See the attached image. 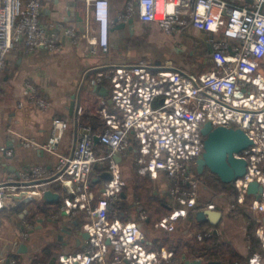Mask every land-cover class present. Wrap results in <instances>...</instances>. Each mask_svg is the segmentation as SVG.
I'll return each mask as SVG.
<instances>
[{
    "label": "built area",
    "instance_id": "obj_1",
    "mask_svg": "<svg viewBox=\"0 0 264 264\" xmlns=\"http://www.w3.org/2000/svg\"><path fill=\"white\" fill-rule=\"evenodd\" d=\"M52 1L0 0V78L17 44L25 53L57 51L68 38L74 44L84 41L90 52L108 51L109 0H82L94 23L83 30L65 20L42 22L44 6ZM134 12L166 33L188 24L209 32L211 66L196 72L170 60L144 57L105 64L90 82L107 88L110 103L99 95L103 128L95 131L90 123L78 122L74 148L63 154L58 143L70 124L54 119L42 147L57 155V163L53 168L31 165L18 177L0 182V210L41 198L44 185L53 181L62 190L60 214L79 216V231L88 234L80 250L60 253L58 264H171L172 250L157 252L147 244L142 225L150 219L148 210L127 191L115 156L129 158L136 175L166 177L172 204L152 226L171 232L190 212L218 207L202 200L199 191L196 168L204 153L203 126L210 122L213 127L241 128L252 144L234 153L246 160V170L230 183L234 196L226 207L247 212V226L257 239L248 264H264V0H128L121 17ZM23 92L39 108L50 106L33 83L25 82ZM94 135L99 136L97 144ZM21 143L39 145L27 137ZM0 150L11 154L6 146ZM94 166L108 177L93 183ZM252 182L260 190L248 192ZM21 234L28 235L26 230ZM211 235L203 231L196 237ZM7 264L24 263L11 255Z\"/></svg>",
    "mask_w": 264,
    "mask_h": 264
},
{
    "label": "crops",
    "instance_id": "obj_2",
    "mask_svg": "<svg viewBox=\"0 0 264 264\" xmlns=\"http://www.w3.org/2000/svg\"><path fill=\"white\" fill-rule=\"evenodd\" d=\"M127 1L109 0L111 24L106 53L90 52L84 41L74 44L68 38L63 40L62 47L57 51L39 48L25 53L17 44L8 53L0 78V146H6L11 154L0 150V182L18 177L31 165L55 166L57 155L42 147L51 134L54 119L69 122V129L58 143V151L71 153L74 148L75 114L70 111V101L77 96L85 78L80 91L77 120L88 122L92 116L99 117L101 94L93 90L90 82L104 69L105 64L133 62L144 57L157 62L170 60L181 67L195 68L198 48L205 70L211 66L209 32L188 24L177 32L166 33L156 22L142 21L135 12L121 17L126 14ZM40 19L44 23L65 20L81 30L86 24H94L82 0L46 3ZM120 22H125V26L117 28ZM27 81L36 86L40 97L50 101L47 109L27 101L23 92ZM102 96L108 99V92ZM23 137L39 145L25 146L21 143ZM118 161L123 173L124 170H132L129 158L121 157ZM103 174L100 166H94L93 183H99L104 178ZM151 181L160 213L142 225L150 248L157 252L161 248L172 250L171 264H184V256L189 260L201 258L202 264H248L253 246L248 235V214L229 211L223 200L218 199L215 203L222 215L216 225L198 222L196 211H193L185 219H180L177 228L171 232L154 229L152 223L169 210L172 199L164 175ZM129 183L127 191L133 192ZM47 189L57 192L58 199L49 201L38 196L0 210V264H7L11 255L24 264H51L53 256H56L52 264H58L60 253H72L82 247L80 217L60 214L62 190L56 182H47L44 190ZM131 218L135 219L136 215L132 213ZM22 230L28 233L26 237L22 236ZM203 231H210L212 235L198 240L196 235ZM209 261L212 263H207Z\"/></svg>",
    "mask_w": 264,
    "mask_h": 264
},
{
    "label": "water",
    "instance_id": "obj_3",
    "mask_svg": "<svg viewBox=\"0 0 264 264\" xmlns=\"http://www.w3.org/2000/svg\"><path fill=\"white\" fill-rule=\"evenodd\" d=\"M129 22H131L129 20ZM125 26V22H120L116 25L117 28ZM85 78L82 81L79 92L75 98L70 101V111L75 114L74 120V144L77 135V110L80 105V91L83 87ZM93 90L99 91L101 95L106 96L107 90L104 86L94 85ZM202 133L206 135L204 140V153L202 158L198 160L197 172L202 174L205 169L213 173L219 180L225 183H231L238 176H241L246 170V160L243 157L235 156L234 153H239L241 150L252 144V139L241 128H232L226 126L213 127L210 122H207L203 128ZM99 136L94 135V142L97 144ZM117 160L121 157L115 156ZM104 178L108 177V173L103 174ZM260 187L256 182L249 185L248 192H256ZM42 197L49 201L57 200L59 194L50 189L44 190ZM222 215L220 208L215 209H199L196 211V219L198 222H209L216 225ZM87 233L83 232L82 237L86 238ZM56 256H53L51 264L55 261ZM184 264H202L201 258L193 260L186 259L184 256ZM207 263H212L211 261ZM218 264V262H215Z\"/></svg>",
    "mask_w": 264,
    "mask_h": 264
},
{
    "label": "rangeland",
    "instance_id": "obj_4",
    "mask_svg": "<svg viewBox=\"0 0 264 264\" xmlns=\"http://www.w3.org/2000/svg\"><path fill=\"white\" fill-rule=\"evenodd\" d=\"M201 51V50H200ZM199 49L197 48V53L195 56V63L196 67L194 68V71L200 72L205 70V66L201 63V58L199 55ZM261 71L264 73V70L261 69ZM124 176L129 180V186L130 188L134 189V186L136 184L141 183V179L144 176H139L133 173V171H126L124 170ZM147 176V175H146ZM148 177V176H147ZM200 183H199V191L200 195L202 197V200L207 201L211 200L213 202H216L218 199H222L223 203H225V206L228 204V201H230L231 198V184L222 182L218 179V177H213L208 173V170L205 169V171L200 174ZM232 211V210H229ZM234 212V211H233ZM243 214H247L246 211H241Z\"/></svg>",
    "mask_w": 264,
    "mask_h": 264
},
{
    "label": "trees",
    "instance_id": "obj_5",
    "mask_svg": "<svg viewBox=\"0 0 264 264\" xmlns=\"http://www.w3.org/2000/svg\"><path fill=\"white\" fill-rule=\"evenodd\" d=\"M88 122L93 126L95 131H98V130L103 128V126L101 125V119H99V117H97V116L96 117L92 116L88 120ZM153 187H154V185H153V182L151 181V178L149 176L147 177L144 175V177L141 179V183L136 184L134 186V189H133V193L140 198L142 204L147 208L150 218H152V216H156L160 213L158 203L155 200L156 198H155V193H154ZM233 196L234 195L231 194V198ZM157 207H158V210H157ZM236 212L241 213L240 210H236ZM248 235L250 237L251 243L253 244V246H251V250H250V253H252V251L256 247V244H255L256 239H255V235H254L252 226L248 227ZM222 254H223V251H222Z\"/></svg>",
    "mask_w": 264,
    "mask_h": 264
},
{
    "label": "bare ground",
    "instance_id": "obj_6",
    "mask_svg": "<svg viewBox=\"0 0 264 264\" xmlns=\"http://www.w3.org/2000/svg\"><path fill=\"white\" fill-rule=\"evenodd\" d=\"M27 196H28V197H34L35 194H34V193H28Z\"/></svg>",
    "mask_w": 264,
    "mask_h": 264
},
{
    "label": "flooded vegetation",
    "instance_id": "obj_7",
    "mask_svg": "<svg viewBox=\"0 0 264 264\" xmlns=\"http://www.w3.org/2000/svg\"><path fill=\"white\" fill-rule=\"evenodd\" d=\"M208 173H209L211 176H213V177L216 176L215 174H213V173H211V172H209V171H208Z\"/></svg>",
    "mask_w": 264,
    "mask_h": 264
}]
</instances>
